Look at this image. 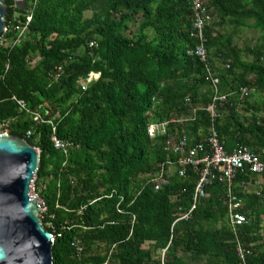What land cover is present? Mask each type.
<instances>
[{
	"label": "trees",
	"instance_id": "1",
	"mask_svg": "<svg viewBox=\"0 0 264 264\" xmlns=\"http://www.w3.org/2000/svg\"><path fill=\"white\" fill-rule=\"evenodd\" d=\"M248 1H204V63L194 52L192 0H26L24 8L5 0L0 39L13 38L14 18L31 20L18 44L0 42V132L39 150L33 187L53 236L52 264H187V254L264 264V172L257 190L238 186L253 181L249 174L230 187L249 224H229L228 187L216 179L172 226L190 209L198 174H169L175 156L165 149L207 134L208 67L227 96L214 120L223 147L264 158V39L252 47L233 40L246 26L264 32V0ZM91 71L99 76L82 90ZM241 88L262 97L249 101ZM171 119L166 134L148 135L149 124ZM53 134L69 142L66 152Z\"/></svg>",
	"mask_w": 264,
	"mask_h": 264
},
{
	"label": "built area",
	"instance_id": "2",
	"mask_svg": "<svg viewBox=\"0 0 264 264\" xmlns=\"http://www.w3.org/2000/svg\"><path fill=\"white\" fill-rule=\"evenodd\" d=\"M204 1L205 0H192V10L196 17L195 27L198 28V34L195 36L198 37L200 41V44L196 46L194 52L201 58L202 62L206 63V50L202 44L204 37L201 29L203 23L208 21L210 18V10L203 6ZM14 20L16 23L11 26V30L15 33L13 38L9 40L4 38L0 39L1 43L6 42V46H13L21 41L31 20V13L27 15L24 23L18 19L16 20L15 18ZM6 31L7 28L3 33ZM189 53L193 54V51H189ZM56 69L59 71L60 67H57ZM206 69L208 81L213 89L211 101L205 108L211 119V126L208 129L207 134L196 141H193L192 138L183 136L176 143L169 144V142H167L165 148L168 152L175 156V160L169 162V168L167 170L169 174L176 172L180 176L184 177L187 176L189 170L195 171L198 174L193 189L191 207L187 212L178 216L173 221L172 226L177 221L187 219L190 216L198 199L207 196L206 187L217 179L219 182H225L227 184L229 224L235 228L236 225L249 224L250 219L237 211V209L241 207V203L240 201L235 202L236 195L230 191V187L234 184V181L238 176L244 174L253 175L254 177L251 178L253 181L250 182H246L243 178L240 179L238 186L243 188V193H249L251 191L249 189V185L257 186L260 184L258 176L264 172V159L260 158L256 153L243 145L237 146L231 152H227L223 147V144L214 127V120L218 116V105L225 102L227 96L219 94L218 79L212 75L208 67ZM98 76V73L91 71L87 74V76H85V78L78 81V85L82 90H85L93 80L98 78ZM240 91L242 96H248L249 90L247 88H241ZM39 118V115L35 114L34 119L38 120ZM184 120H193V118H185ZM173 121L174 119L161 122L156 121L149 124L147 129L148 135L150 137H155L157 135L166 134L168 124ZM52 128L54 131V127ZM27 134L29 135L30 132H27ZM51 141L53 142L55 148L60 149L63 152H66L67 147L70 145L69 142L61 140L55 134L51 136ZM158 187V184L155 185V190H157ZM38 205L41 210L42 208L44 210L43 202L41 203L38 200ZM165 251L166 248L161 250L162 257L164 256Z\"/></svg>",
	"mask_w": 264,
	"mask_h": 264
},
{
	"label": "water",
	"instance_id": "3",
	"mask_svg": "<svg viewBox=\"0 0 264 264\" xmlns=\"http://www.w3.org/2000/svg\"><path fill=\"white\" fill-rule=\"evenodd\" d=\"M26 0H14L24 8ZM0 0V34L6 28ZM39 150L25 138L0 132V264H52V234L40 217L31 182L39 168Z\"/></svg>",
	"mask_w": 264,
	"mask_h": 264
},
{
	"label": "rangeland",
	"instance_id": "4",
	"mask_svg": "<svg viewBox=\"0 0 264 264\" xmlns=\"http://www.w3.org/2000/svg\"><path fill=\"white\" fill-rule=\"evenodd\" d=\"M249 1L247 2V4H249ZM87 15H89V13H87ZM15 17H17V14H15ZM227 30L230 31L232 29L227 28ZM263 39H264V32H262L261 30L255 29L253 27H250V26H246V27L238 29L237 33L233 35V40L236 41L239 46L247 45V46L252 47L254 45L259 44L261 41H263ZM261 97H262L261 93H255V91L252 90L249 92V99L248 100L250 101L252 99H261ZM261 113L264 114V111ZM171 170H169V171H171ZM259 182H260V184H258L257 186L256 185H254V186L250 185L249 189L251 191L257 190L261 186L260 179H259ZM31 185H32L31 186V194L36 196L37 200H39L42 203V199H40L38 197L36 190H34L33 183ZM42 210H43V208H42ZM263 235H264V233H263ZM181 256L184 257L187 264H209V262H210V260L205 256L200 257L199 259H197L195 261L191 260L190 255H188V254L187 255H181Z\"/></svg>",
	"mask_w": 264,
	"mask_h": 264
},
{
	"label": "bare ground",
	"instance_id": "5",
	"mask_svg": "<svg viewBox=\"0 0 264 264\" xmlns=\"http://www.w3.org/2000/svg\"><path fill=\"white\" fill-rule=\"evenodd\" d=\"M33 183V181L31 182V184ZM32 186V185H31ZM31 191V190H30Z\"/></svg>",
	"mask_w": 264,
	"mask_h": 264
},
{
	"label": "clouds",
	"instance_id": "6",
	"mask_svg": "<svg viewBox=\"0 0 264 264\" xmlns=\"http://www.w3.org/2000/svg\"><path fill=\"white\" fill-rule=\"evenodd\" d=\"M255 153V152H254ZM264 159V158H263Z\"/></svg>",
	"mask_w": 264,
	"mask_h": 264
}]
</instances>
